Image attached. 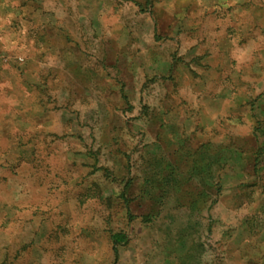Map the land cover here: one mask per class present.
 Segmentation results:
<instances>
[{
	"label": "rangeland",
	"instance_id": "374dc122",
	"mask_svg": "<svg viewBox=\"0 0 264 264\" xmlns=\"http://www.w3.org/2000/svg\"><path fill=\"white\" fill-rule=\"evenodd\" d=\"M110 7L121 93L79 100L62 197L0 209V264H264V0Z\"/></svg>",
	"mask_w": 264,
	"mask_h": 264
},
{
	"label": "crops",
	"instance_id": "0c3cea01",
	"mask_svg": "<svg viewBox=\"0 0 264 264\" xmlns=\"http://www.w3.org/2000/svg\"><path fill=\"white\" fill-rule=\"evenodd\" d=\"M111 4L0 0V209L11 213L12 230L21 207L62 197L65 175L79 179L80 161L65 151V138L81 128L79 100L109 102L121 93L110 75ZM93 5L101 7L92 12ZM129 69L139 74L137 65ZM182 113L178 124L190 118Z\"/></svg>",
	"mask_w": 264,
	"mask_h": 264
},
{
	"label": "trees",
	"instance_id": "16d2710c",
	"mask_svg": "<svg viewBox=\"0 0 264 264\" xmlns=\"http://www.w3.org/2000/svg\"><path fill=\"white\" fill-rule=\"evenodd\" d=\"M124 239H125V236L121 233H116L113 235V240L116 244L123 243Z\"/></svg>",
	"mask_w": 264,
	"mask_h": 264
}]
</instances>
